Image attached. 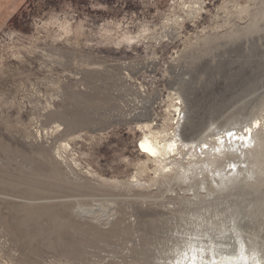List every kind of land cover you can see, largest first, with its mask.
I'll use <instances>...</instances> for the list:
<instances>
[{
	"label": "rangeland",
	"instance_id": "obj_1",
	"mask_svg": "<svg viewBox=\"0 0 264 264\" xmlns=\"http://www.w3.org/2000/svg\"><path fill=\"white\" fill-rule=\"evenodd\" d=\"M263 2L0 0V264L264 256V188L213 193L264 134Z\"/></svg>",
	"mask_w": 264,
	"mask_h": 264
},
{
	"label": "bare ground",
	"instance_id": "obj_2",
	"mask_svg": "<svg viewBox=\"0 0 264 264\" xmlns=\"http://www.w3.org/2000/svg\"><path fill=\"white\" fill-rule=\"evenodd\" d=\"M260 20H264V2L262 8H259V10L253 16L252 31H257V24L258 21L260 22ZM124 40L130 42L132 38L126 37L124 38ZM178 99H181V97L179 96ZM180 108H178L177 111H180ZM146 127L148 128V130H150V125ZM174 136L173 138L168 140L165 137V139L158 137L156 134H154V132L152 133L151 131L149 134H146L144 138L140 141V147L146 156L156 158L157 162H161V159H165L167 156H170L172 153H174V151H177L179 149V140L176 136ZM254 140L256 146H254L253 149L251 148V150L248 149V151H244L246 154H244L243 156V158L245 159L243 163L246 164L244 170H242L239 174L232 171L229 173H217L219 178V186L216 188V191L213 192L215 193V195L221 196L223 194L235 193L233 192L234 189H236L238 185L241 184H244L246 186H254L253 190H249L250 193H257V191H261V189L264 188V134L258 132L254 136ZM221 149L222 148L220 146L217 147V152L221 153ZM212 155L211 159L209 158L207 160L208 167L211 169L214 168L217 164V159H212ZM229 189H232V191ZM253 205H255V207L257 206L255 214H261L262 212H264V203L262 204L259 202ZM238 209H240V205H237L236 209L233 208L232 212H238ZM234 229L235 231H237V235H239L240 229L237 226H234ZM251 246V250H248L247 245L244 242H241L238 245V250L244 256V258L241 256L243 259L240 262H233L232 258L225 257L224 261L209 264H250V262L247 261L248 259H246V257L248 256H251L252 259H255L257 264H263L262 260L264 259V256L261 255V250L259 249L256 243H253ZM196 258H193L191 260V264H201V262L198 261V259Z\"/></svg>",
	"mask_w": 264,
	"mask_h": 264
}]
</instances>
